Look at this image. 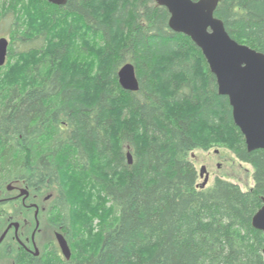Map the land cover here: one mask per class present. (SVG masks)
<instances>
[{
  "label": "trees",
  "instance_id": "trees-1",
  "mask_svg": "<svg viewBox=\"0 0 264 264\" xmlns=\"http://www.w3.org/2000/svg\"><path fill=\"white\" fill-rule=\"evenodd\" d=\"M216 17L264 54V0H220ZM169 20L156 0H0L11 39L0 195L12 184L54 193L50 215L79 233L69 263L264 264L253 226L264 150L248 151L202 51ZM127 63L138 92L119 83ZM213 140L252 166V189L220 178L200 186L192 153ZM17 203L0 200V230Z\"/></svg>",
  "mask_w": 264,
  "mask_h": 264
},
{
  "label": "water",
  "instance_id": "water-1",
  "mask_svg": "<svg viewBox=\"0 0 264 264\" xmlns=\"http://www.w3.org/2000/svg\"><path fill=\"white\" fill-rule=\"evenodd\" d=\"M46 1L59 7L67 3V0ZM219 1L156 0L170 13V29L189 37L202 51L217 79L219 94L229 99L235 125L244 135L248 151L264 150V54L238 43L229 35L224 22L216 17ZM9 47L10 41L0 38V68L7 63ZM118 78L125 91L140 90L133 64H125ZM128 157L131 164L132 158ZM204 177L203 189L209 181L206 167L200 172V178ZM11 189L13 187L8 186V190ZM21 194L27 197L29 192L23 190ZM12 226L19 227L18 224ZM253 226L264 234V199L262 208L253 218ZM58 241L63 254L70 259L68 243L61 235H58Z\"/></svg>",
  "mask_w": 264,
  "mask_h": 264
},
{
  "label": "rangeland",
  "instance_id": "rangeland-1",
  "mask_svg": "<svg viewBox=\"0 0 264 264\" xmlns=\"http://www.w3.org/2000/svg\"><path fill=\"white\" fill-rule=\"evenodd\" d=\"M8 31L9 27H6L5 25L1 26L0 38H7L10 41L11 39ZM90 64H93L92 61ZM211 146V149L208 151L197 149L192 153V159L194 160L199 173L201 172L202 167H206V170L209 174V181L206 185V188L211 187L215 179L220 178L238 184L244 191L252 189L254 187L252 166L238 160L235 154L229 148V143L220 144L213 140ZM204 181L205 177L200 178L199 183L201 187L204 184ZM12 187L14 189L12 193L6 191L7 193L0 195V200L9 199L10 197L13 198L18 195H20V198H22L25 197L21 194L23 190H28V192L30 191L28 188L22 185L12 184ZM29 193L31 198L26 199L27 206L38 205L39 207V220L41 225L39 228L40 232L36 231V242L38 248L42 249L43 242L45 243L46 241L54 240L53 230L50 227L51 225H47L46 222L48 218V210L54 200L55 195L52 192L37 196L31 191ZM34 196L36 197L34 198ZM47 196L52 197L50 200L45 201L44 199ZM26 210L27 208L23 206L22 200H20L15 206H12V209L8 212L9 219L5 222L2 230H0V235L10 222L18 225L20 224V230H18V233H20V238L25 243V236L23 234H26L28 238H30L35 229V208L31 209L29 212ZM15 233V229L12 228L7 236L4 237L0 242V264H11V260L6 256V249L8 245L12 244V249L15 251V254L18 251L19 244L13 240ZM78 234V232L72 233L71 236L73 239H76ZM11 239L12 241L10 243ZM27 245L32 248L31 243H27ZM78 246H80L78 242L73 243L72 251H74ZM13 255L14 254H12V262Z\"/></svg>",
  "mask_w": 264,
  "mask_h": 264
},
{
  "label": "flooded vegetation",
  "instance_id": "flooded-vegetation-1",
  "mask_svg": "<svg viewBox=\"0 0 264 264\" xmlns=\"http://www.w3.org/2000/svg\"><path fill=\"white\" fill-rule=\"evenodd\" d=\"M12 186V185H11ZM27 188V187H26ZM8 190V188H7ZM14 190V189H13ZM12 189L9 191L12 193ZM23 190V189H22ZM30 192V191H29ZM37 196V195H36ZM34 196V198L36 197ZM21 196H15V197H10L8 200L12 202H19L22 200L23 206L27 208V212H29L31 209L35 208V229L31 235L30 238L26 234H23L25 236V243L21 240L20 238V233H18V230H20V224L19 227L16 228L15 226H12L14 223L10 222L8 226L5 228L3 233L0 235V240L2 237H6L7 234L9 233L12 228L15 229V235L13 240L19 244V248L17 253L15 254V251L12 249V244L7 246L6 249V256L11 260V264H33V261L36 259H39V262L42 264H76L75 262L69 263L72 260L73 257V251H72V236L69 234L68 229L65 228V225L61 222L58 221L56 222L54 218L50 215V210H51V205L48 210V218H47V225H51V229L53 230L54 234V240H49L46 241L45 243H42V249L38 248L37 242H36V233L40 232V220H39V207L38 205H31L27 206L26 204V199L31 198L30 193L26 197ZM48 197H50L48 199ZM52 196H47L44 200L48 201L51 199ZM55 198V197H54ZM2 213H0L1 216ZM10 226H12L10 228ZM39 230V231H38ZM8 231V232H7ZM37 231V232H36ZM7 232V233H6ZM6 233V234H5ZM58 235H61L66 242L68 243V246L71 251V257L70 259H67L65 255L63 254L59 241H58ZM12 238V237H11ZM42 240V239H41ZM12 239L10 240L11 243ZM27 243L32 244V248H30ZM12 254L13 255V262H12Z\"/></svg>",
  "mask_w": 264,
  "mask_h": 264
}]
</instances>
